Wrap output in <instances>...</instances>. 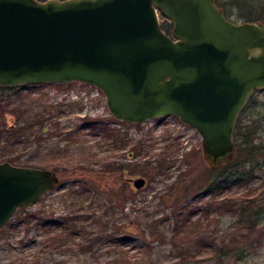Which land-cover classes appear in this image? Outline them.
<instances>
[{
	"label": "rangeland",
	"instance_id": "obj_1",
	"mask_svg": "<svg viewBox=\"0 0 264 264\" xmlns=\"http://www.w3.org/2000/svg\"><path fill=\"white\" fill-rule=\"evenodd\" d=\"M218 1L234 22L264 23V0ZM12 100L23 104L21 118L30 119L33 130L39 131L29 140V150L21 153V166L51 169L60 182L36 203L19 208L1 229L0 264H180L171 243L173 222L168 219L172 207L167 201L173 190L191 195L195 208L210 207L208 232L221 249L187 264H264V90L253 93L239 116L234 155L216 164L204 152L199 132L178 117L142 124L117 120L106 95L95 86L77 81L34 84ZM5 120L11 125L16 116L7 114ZM98 120L123 135L122 141H109L84 128ZM43 125L48 126L46 133L41 132ZM241 132L254 135L259 146L248 165L254 171L214 199L206 186L239 160ZM130 164L144 172L132 175L130 167L121 170ZM138 177L146 180L141 188L133 183ZM83 186L89 189L86 193L81 192ZM117 195L123 200L119 208ZM244 199L251 205L249 224L236 223ZM195 214L193 235L199 232L200 210ZM62 218L71 223L67 232L56 224ZM107 221L121 225V236H129L127 244L113 241V226L107 230L101 226ZM151 223L159 226L161 239L149 231ZM49 232L64 233L65 243L50 246Z\"/></svg>",
	"mask_w": 264,
	"mask_h": 264
},
{
	"label": "water",
	"instance_id": "obj_2",
	"mask_svg": "<svg viewBox=\"0 0 264 264\" xmlns=\"http://www.w3.org/2000/svg\"><path fill=\"white\" fill-rule=\"evenodd\" d=\"M75 81L101 89L117 120L178 117L216 164L234 155L239 116L264 90V23L234 22L216 0H0V85ZM59 182L0 162V231Z\"/></svg>",
	"mask_w": 264,
	"mask_h": 264
},
{
	"label": "trees",
	"instance_id": "obj_3",
	"mask_svg": "<svg viewBox=\"0 0 264 264\" xmlns=\"http://www.w3.org/2000/svg\"><path fill=\"white\" fill-rule=\"evenodd\" d=\"M216 1L218 5L224 10L225 15L227 16L225 7L222 6V4L218 0ZM230 4L233 5V2H231ZM172 26V23L161 14V27L163 28V30L171 34ZM33 85L34 84H29L22 87L14 88H6L0 85V162L9 161L16 165H22L23 162L21 161V153L27 152L29 150V140L31 139V137H37L39 134L38 130H33L35 128V125L30 119H28L27 117L21 118L19 114V106H23V104L12 100L13 97H17L21 92L27 90ZM7 114H12L14 117L16 116V120H14L11 125H7L6 123L5 117L7 116ZM85 127L93 131V133L102 135L105 139H108L109 141L115 140L118 142L122 141L123 139V135H121L116 130L111 129L102 120L91 121L89 123H86L84 124V128ZM238 127L239 122H237L235 127V131L237 132L239 130ZM47 129L48 126L43 125V130L41 132L46 133ZM237 132L234 133L235 136L236 134L238 135ZM239 139L240 140H238L237 138V144L239 149L238 153H236L239 160H236L234 162L233 167L229 170V172L224 169L222 170V172H220L221 175L218 174L215 177L212 176L214 177V181L211 180V183L206 186V191L208 190V192H210L214 196V199H217V197L220 198V195L224 190H228L236 184L245 182V180L251 177V173L254 171L253 165L248 166L253 164L255 153L257 151V148L259 147L254 144V135H249L247 133L245 134L244 132H241L239 134ZM129 167L131 168L132 175L144 172L143 170H141V168L139 169L137 165L133 166V164L124 165L121 167V170H129ZM88 190V188H85L83 186L81 192L86 193ZM176 191L177 190H173L169 194L167 201L172 207V213L168 217V219L173 222L171 243L173 248L176 249L179 253L180 264H187L189 262L196 263V258L201 254L212 249L213 251L214 249H217L218 251L221 250L215 247L213 241H215L216 239L208 232L210 230V226L207 225L209 224V221H211L210 207H201V209L195 208L192 204L193 199L191 198V195L183 196L184 194L181 191H179L178 193H176ZM193 196L196 197L197 195L195 196L193 194ZM122 201V196L117 195L116 206L118 208L122 206ZM244 202V205L239 209L240 216L239 220L236 221V223L247 222L251 220V215L248 214L249 207L251 205H249V202H247L246 199H244ZM237 204L239 203L236 202L234 205L237 206ZM198 210H200L201 213L200 219H198L199 223H197L199 225H197L199 227V232L193 235L192 228L193 225H195L194 221L197 216L195 212H197ZM68 223L70 222L67 220V218H62L61 222L56 221L57 226H60L61 230L64 232L70 230L71 226H68ZM46 224L47 223H45V226ZM109 224L113 226V231L115 233V238L113 241L118 245L127 244L129 242V240L127 241V238H129V236H121V225L119 223L113 224L107 221L105 224H101V226H104L103 229L105 228L107 230L108 226L110 227ZM148 228L149 231L154 234V237H157L158 240L161 239V236L159 235L160 229L159 226H157V223H151V226H148ZM206 233H208V235H205ZM48 235V242L50 246H62L66 241L64 233H56L54 235L53 232H49ZM194 236L196 238H194ZM181 237H185L186 239L182 240ZM191 239L194 241H190ZM143 247L145 248V246Z\"/></svg>",
	"mask_w": 264,
	"mask_h": 264
}]
</instances>
